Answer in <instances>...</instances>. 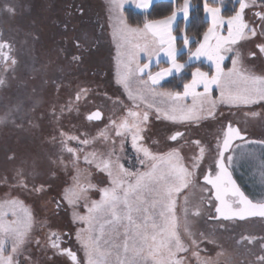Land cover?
<instances>
[{"label": "snow or ice", "instance_id": "6c2138e0", "mask_svg": "<svg viewBox=\"0 0 264 264\" xmlns=\"http://www.w3.org/2000/svg\"><path fill=\"white\" fill-rule=\"evenodd\" d=\"M125 4H133L147 12L152 0H109V8L115 13L116 20L112 33L117 47L115 84L123 92L114 99L107 97L114 109L108 123L91 138L87 132L69 134L61 129L58 151L45 153L50 175L44 176L38 170L41 163L39 155H29L20 159L12 179L16 181V188L40 199L54 191L50 182L58 176L61 168L67 169L71 164L75 169L71 186L57 192L51 201L56 205L54 214L71 209L72 222L82 225L74 234L79 247L73 250L71 246H63L72 244L71 231H50L45 242L36 239V247L41 252H52L49 261L66 256L71 264H188L185 256L191 252L197 264H216V261L200 256V243L209 240L210 233L192 230L193 222L203 220L206 210L207 221L204 222L211 221L224 230H227L224 221L253 218L264 221V193L259 194V198H250L237 184L232 171L238 159L236 153L242 146L259 145L264 148V140L249 141L246 128L237 126L232 120L221 123L225 117L219 112L221 105L238 107L264 102V69L257 74L253 67H248L249 58H264V0H238V8L229 16L222 15L220 6H212L208 0H203V11L210 18V25L194 51L189 47L192 38L187 35L183 37V47L187 49L189 59L204 57L210 61L212 71L196 67L191 72V79L183 82L182 91L162 88L161 82L173 74L183 78L187 61L182 63L178 59L180 48L176 45L177 36L173 34V22L178 12L183 13L185 20L189 19L190 0H183V4L179 8L174 7L170 15L155 20L145 19L142 27L128 22L123 11ZM257 8L258 11L245 19V9L252 11ZM80 13L83 14L82 9ZM225 23L226 35L220 31ZM100 32L103 33V27ZM74 39L81 55L73 56L72 62L80 64L84 60L83 53L93 49L84 47L79 38ZM84 39H87V33ZM254 41L256 50L245 55L241 51L243 44ZM11 52L12 44L0 33L3 73L16 71L18 60L10 55ZM161 53L168 66L153 72V61L158 65ZM226 57H230L232 64L227 71L223 67ZM5 82L4 76L0 75V85ZM213 86L219 91L218 96H213ZM200 87L202 91L198 90ZM88 95L87 88H78L75 100L78 102L83 97L86 101ZM64 107L61 106V114ZM66 107L71 111L74 105L70 101ZM16 111H20V105L16 106ZM7 115L0 117V123ZM249 117L264 121V113H246L245 118ZM85 120L103 122L104 114L97 108L89 112ZM205 122L218 123L220 127L210 134L209 139L191 140L195 148L192 155L182 154L184 145L169 146L167 151L154 150L159 148L161 140L175 144L184 140L187 144L193 125L202 128ZM181 126L184 131H173ZM98 139L106 142L104 152H88L87 147ZM56 140L57 137L52 138L53 145ZM73 141L77 147L69 146ZM238 141H243V145ZM129 147L131 154L128 153ZM65 152L71 157L67 163L63 159ZM81 156L85 163L95 164L99 172L106 174L110 186L98 188L90 180H82ZM8 159L16 160V155ZM124 159L131 161L128 167L121 162ZM260 169L264 182V156L261 157ZM190 189H198L200 193L199 202L191 208L190 196L185 195ZM90 190H98L100 199L91 200L89 204ZM81 200L84 201L83 214L76 211ZM9 215L12 219L8 218ZM33 223V213L23 206L22 201H0V264H38L31 259V253L25 260H19L31 241ZM41 223L51 228L47 221ZM181 227L188 238L187 243L178 231ZM120 229H123L122 233ZM121 236L122 243H116ZM242 239L253 243L264 240V237ZM260 247L264 251V243ZM257 264H264V255L257 257Z\"/></svg>", "mask_w": 264, "mask_h": 264}, {"label": "rangeland", "instance_id": "374dc122", "mask_svg": "<svg viewBox=\"0 0 264 264\" xmlns=\"http://www.w3.org/2000/svg\"><path fill=\"white\" fill-rule=\"evenodd\" d=\"M126 7L136 8L133 4H125L124 8ZM80 9L83 10L82 15ZM258 10V8L252 9V11L245 9V19L251 17L253 12ZM180 13L178 12L177 16ZM179 20L182 21L183 32L177 35V40L181 41L180 47L177 46L180 48L178 59L182 63L187 61V66L204 63L210 70H201L211 72L210 61L204 57H200L199 60L195 57L189 59L188 51L183 47L184 28L188 20L177 19L174 21L173 34ZM115 23V13L109 8V0H0V33H2L4 40L12 44L10 55L18 60L16 71L7 73L2 72L3 62L0 61V75H3L6 81L4 85H0V117L8 114L4 122L0 123V201L4 199L22 201L23 206L30 209L34 216L33 229L30 233L31 241L26 245L27 251L19 257L21 261L26 259L28 253H31V259L38 261V264H71L66 256H60L54 261H49L48 257L52 255V252H41L36 247V239L45 242L50 231L60 233L71 231L73 233L72 244L65 243L63 246H71L73 250L79 247L74 234L77 228L82 225L79 222L75 224L72 222L71 209L67 212L62 210L58 215L54 214L56 205L51 201V197L56 196L57 192L63 191L73 183L75 169L72 168L71 164L68 165L67 169L61 168L58 176L52 178L50 183L54 191L48 192L40 199H36L28 191L16 188V181L12 177L15 175L14 169L18 167L20 159L29 155H39L41 163L38 170L44 176L50 175L47 172L48 165L45 153L58 151L59 131L61 129L69 134L79 135L87 132L88 138H91L95 137L97 132L108 123V117L113 114L114 109L111 100L107 97L114 99L123 92V89H118L115 84L117 47L116 42L112 39ZM65 25H67L66 30ZM209 25L210 23H208V27ZM101 27H103L102 34L100 32ZM226 29L225 23L220 29L222 34H227ZM85 33H87V39H84ZM97 37H99L98 44ZM74 38H79L84 47L93 49L83 53L84 60L80 64L72 62L73 56L81 55V51L75 46ZM255 43L254 41L243 44L241 51L247 55L248 51L256 50ZM197 46L192 50L194 51ZM184 52H186V56L182 61L180 56ZM165 59L164 56L160 57L158 65L154 60L151 70L155 72L161 67H167ZM143 61L144 55L141 53V62ZM8 63L11 64V61ZM223 67L225 71L232 67L230 57H226ZM248 67H253L257 74H261V70L264 69V58H249ZM174 76L176 75L173 74L161 84ZM57 85H59V89H57ZM132 86L133 88L136 87L135 84ZM78 88L89 90L86 101L83 97L78 102L75 100ZM198 90L202 91L203 89L200 87ZM218 95L219 91L213 86V96ZM122 98L126 100V97ZM70 101L74 105L71 111L66 107ZM17 105H20L19 112L16 111ZM61 106H65L62 114ZM97 108L104 114L103 122L86 121L85 116ZM219 112L223 113L225 117L221 123L226 124L228 120H232L239 127L246 128L247 133L251 135L248 138L249 141L264 140V136H262L264 134V121L259 118H245V114L249 112L264 113V102L238 107L221 105ZM157 127L160 128L161 125L158 123ZM219 127L220 124L211 122H205L202 128L193 125V133L187 144L184 140L179 141V144L170 141L165 143L161 140L159 148L154 150L167 151L169 146L184 145L182 154L190 156L195 151L190 141L199 138L209 139L211 138L210 134L215 133ZM175 130L184 131V128L181 126L173 129V131ZM53 137H57L55 145L51 142ZM81 138L85 137L81 136ZM153 139H157V137H153ZM105 143L98 139L86 150L103 153ZM239 144L243 145V142ZM69 146L77 147L78 145L73 141L70 142ZM128 153L131 154L130 147ZM13 154L16 155V160H9L8 157ZM236 155L238 159L233 165L235 174L238 178L244 179L245 184H250V192L253 197L259 198V194L264 193V182L261 180L260 169L264 148L259 145L242 146ZM63 159L67 163L71 157L65 152ZM121 162L125 164V167L131 163L127 159ZM242 167L246 169L248 176L238 171L237 168L242 169ZM79 168L84 173L82 176L84 182L90 180L98 188L110 186L106 174L99 172L95 164L88 165L85 163L82 156L79 161ZM205 168H207V164H205ZM88 173L91 175L89 176ZM244 176L248 177V182ZM39 182V180L36 181L37 184ZM28 187L30 189L31 184ZM185 195L190 196V208L199 202L200 193L198 189H190L185 192ZM88 196L89 204L91 200L100 199L98 190H90ZM180 199L182 201L183 197L181 196ZM83 205L84 201L81 200L76 211L83 214L85 211ZM8 218L12 219L11 215ZM42 221H47L51 228L43 226ZM204 221H207V210L203 220L193 222L192 230L210 233L209 240L214 242L210 243L209 240H204L200 243L201 257L210 258L216 261V264L219 261L221 264L223 261L227 264H257V257L264 255V251L260 247L264 240L249 243L248 240L242 239V237H264V221L257 219L226 221L223 223L227 230L220 229L211 221L207 223ZM120 231L122 233L123 229ZM178 231L181 239L187 243L188 238L184 234L183 228H179ZM122 239V236L117 238L116 243H122ZM10 249L11 246L9 245V251ZM218 253L221 255L218 256ZM185 259L188 264H197L191 252L187 253Z\"/></svg>", "mask_w": 264, "mask_h": 264}, {"label": "trees", "instance_id": "16d2710c", "mask_svg": "<svg viewBox=\"0 0 264 264\" xmlns=\"http://www.w3.org/2000/svg\"><path fill=\"white\" fill-rule=\"evenodd\" d=\"M183 0H172V1H156L154 2L147 12L136 10L132 7L124 8V16L132 25H143L145 19L155 20L160 19L164 16L170 15L174 7L179 8ZM192 5L190 10V17L184 28L185 35L192 38V42L189 47L193 49L197 46L198 42L202 39L203 33L207 30L208 21L204 17L203 11V0H190ZM208 3L212 6H220L222 9V15L229 16L234 14L236 8H238V0H208ZM183 29L182 21L177 22V26L174 30V35H179ZM178 47L181 45V41L176 40ZM186 52H184L180 59L183 61L185 59ZM194 67H200L203 70H210L204 63H195L186 66L184 70L183 78L174 76L173 78L167 80L161 84L162 88H172L174 90H182L183 82L191 79V72Z\"/></svg>", "mask_w": 264, "mask_h": 264}, {"label": "flooded vegetation", "instance_id": "af4514ba", "mask_svg": "<svg viewBox=\"0 0 264 264\" xmlns=\"http://www.w3.org/2000/svg\"><path fill=\"white\" fill-rule=\"evenodd\" d=\"M60 27H62V26H60ZM64 28V27H63ZM238 126V125H237ZM250 134L249 133H247V138H250ZM262 136H264V134H262ZM250 141H252V140H250ZM243 141H238L237 143H242ZM260 151H262V150H260ZM238 169V171H240V173L241 174H243L244 173V175L247 173V171H246V169L245 168H243L242 167V169L241 168H237ZM235 169H233L232 168V171H233V178L236 180V182H237V184L241 187V189H242V191H244L245 192V194L246 195H249L250 196V198H254L253 197V194L250 192V184L248 185L247 183L245 184L244 183V179L242 180V179H240V178H238V176L235 174V171H234ZM248 174V173H247ZM246 174V175H247ZM248 176V175H247ZM244 178L247 180V182H248V177L246 178L245 176H244ZM213 212H214V209L212 210ZM253 219H257V220H260L259 218H253ZM251 220V219H250ZM224 222H226V221H224ZM218 264H221V261H219L218 262ZM222 264H227L225 261H223V263Z\"/></svg>", "mask_w": 264, "mask_h": 264}, {"label": "crops", "instance_id": "0c3cea01", "mask_svg": "<svg viewBox=\"0 0 264 264\" xmlns=\"http://www.w3.org/2000/svg\"><path fill=\"white\" fill-rule=\"evenodd\" d=\"M156 1H163V0H152V4H153L154 2H156ZM164 1H172V0H164ZM152 4H151V5H152ZM135 9H137V8H135ZM137 10H140V9H137ZM140 11H142V10H140ZM204 17H205V19L208 21V23H210V18L208 17V15H207L206 13H204ZM177 19H184V18H183V13H182V12L180 13L179 16H177L176 20H177ZM176 20H175V21H176ZM174 24H175V23H174ZM161 55H163V54L161 53ZM161 55H160V57L162 58L163 56H161ZM165 60H166V59H165ZM162 61H164V60H162Z\"/></svg>", "mask_w": 264, "mask_h": 264}, {"label": "water", "instance_id": "95a60500", "mask_svg": "<svg viewBox=\"0 0 264 264\" xmlns=\"http://www.w3.org/2000/svg\"><path fill=\"white\" fill-rule=\"evenodd\" d=\"M95 111V110H94Z\"/></svg>", "mask_w": 264, "mask_h": 264}]
</instances>
